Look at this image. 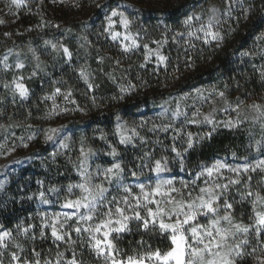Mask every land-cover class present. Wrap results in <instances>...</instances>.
<instances>
[{"label": "trees", "instance_id": "trees-1", "mask_svg": "<svg viewBox=\"0 0 264 264\" xmlns=\"http://www.w3.org/2000/svg\"><path fill=\"white\" fill-rule=\"evenodd\" d=\"M9 4L7 13L0 11V20H3L0 23V114L9 117L2 130L4 135L19 134L20 126L31 124L35 126L34 131L37 129V140L25 150L16 149L12 156L0 162V234L8 232L14 237L28 228L27 233L35 239L27 237L22 245L30 254L39 252L44 258L52 257L68 244L67 239L55 241L51 230L42 225L50 222L53 214L72 211L63 205L80 195L78 189L69 193L68 188L82 182L80 166L85 160L82 148L88 154L86 166L94 183L103 179L96 176L98 170L103 172L119 163L124 169L120 183L128 187L178 178L197 189L200 181L196 180L195 184L192 181L216 159L227 165H243L264 158L263 121L218 129L203 126L198 130L189 122L197 118L172 115L177 109L172 96L180 97L200 87L221 84L228 91L226 95L241 94L246 104L249 95L257 98L264 94V0H231L230 5L229 0H79L78 5L68 7L46 0H22L20 7L12 0ZM111 7L127 12L132 20L131 28L139 34L168 32L165 52L169 73L165 82L148 79L125 91L113 92L115 85L104 77L112 89L98 90L92 74L88 75L90 82L87 83L81 73L63 68L55 77L56 83H48L42 77V83H27V98H12L11 86L1 75L6 54L40 47L49 36H63L66 30L80 26H84L86 46L91 48L98 38L96 22L107 16ZM14 12L16 17L12 18ZM191 15H199L205 22L215 16L220 23L214 31H219L223 39L199 49L174 48L177 34H186L200 26L199 22H194L191 29L186 28L184 21ZM48 60L47 74H56V68L66 67L69 62L64 56L60 61H51L50 56ZM57 88L70 91L75 101L85 96L83 102H79L83 104L84 116L80 114L81 118L76 119V113L60 120L57 127H44L38 116H42L49 94ZM145 116L151 117V121L143 124L141 118ZM128 123L136 125L135 132L126 135L131 137L130 142L121 143L122 128ZM149 126L154 133L149 139L143 138ZM166 126L169 127L164 130ZM51 129L58 131L52 134ZM188 133L192 134V147H188ZM3 134H0V146L4 143ZM50 134L53 139H46ZM156 161L166 163V170L152 171ZM104 183L109 194L122 190L115 180L111 184ZM41 192L45 194L43 198L39 195ZM231 202L232 214L236 215L240 205L237 200ZM129 229L114 240L122 256L165 251L171 246L169 237L158 230L146 231L140 225ZM1 250L9 255V248L6 251L0 247V254ZM88 250L85 248L82 254L90 260L89 264L99 262ZM237 264L258 262L247 260Z\"/></svg>", "mask_w": 264, "mask_h": 264}, {"label": "rangeland", "instance_id": "rangeland-1", "mask_svg": "<svg viewBox=\"0 0 264 264\" xmlns=\"http://www.w3.org/2000/svg\"><path fill=\"white\" fill-rule=\"evenodd\" d=\"M45 1V0H44ZM48 3L61 5L63 7L75 6L78 5L79 0H64L63 3L60 0H46ZM151 1V0H144ZM165 1V0H163ZM8 7H11L9 0H0V11L7 13ZM20 7V6H19ZM113 11L122 13L128 21H130L127 28L123 27L120 24V17H113L115 24L111 30L108 28L107 17L111 15ZM12 18L16 17L15 12L11 14ZM10 17V18H11ZM100 21V22H99ZM96 22V27L98 28V38L90 45L91 48L86 46L88 43L86 32L84 31V26H80L79 29H68L62 34L63 36H49L46 38L42 46L30 47L28 49L23 48L12 53H8L3 57L1 75L4 82L11 86L12 89V98H18L22 100L18 94L15 83H22L24 87L27 88V83H37L41 82L42 77H44L48 83H56V75L62 71L63 68H68L67 71H77L79 74L83 71L87 77V83L90 82L89 76L92 74V80L94 83L95 89L111 90L109 84L105 82L104 77L110 78L115 85V91H125L127 87L134 86V84L142 83L148 79H157L161 82H165L166 75L169 73L168 60L166 66L160 64L156 58L157 50L161 55L167 57L165 52V44L163 41L166 39L168 32H163L162 34L151 33V34H139L137 31L131 28L132 20L127 12H124L119 9H113L111 7L109 14L107 16H102V18ZM198 28V27H196ZM196 28L192 29L195 31ZM167 31V30H166ZM112 32H118L119 36L113 40L111 37ZM128 36L130 39L125 40L124 37ZM177 40H174L176 47L174 48H186L187 46L192 47L193 49H199L202 46H207L208 44L203 43L202 40L192 39L189 42L188 38L185 36H176ZM135 41L139 47L133 48L129 51L124 50L125 45H131L132 41ZM156 42H161L159 45ZM55 45V47H53ZM145 45L148 46V49H145ZM194 45V47L192 46ZM64 48H67L70 53V57L66 55L63 51ZM50 60L54 61L59 60L64 56L68 63L66 67L59 66L54 71L56 74H47L45 73L46 65L48 63V56ZM146 55H150V59L146 61ZM61 56V58H60ZM20 63L23 64L22 68H17L16 65ZM141 65H144L141 67ZM42 75V76H41ZM86 82V80L84 79ZM223 92L224 96L220 97L219 93ZM228 92L221 84H217L211 87H200L198 90L193 91L189 94L183 96H172L173 102L176 104V107L179 105V108L182 112L187 115L184 117H195L196 123L194 127L200 129L201 127L206 128H229L235 127L240 123H261L264 122V115H261L264 112V94L258 96L257 98H252L250 95L247 97V104L244 101V98L241 94L230 96L225 93ZM200 93L204 97H211L209 99H201ZM27 94V97H28ZM68 94V91L60 89V93H56V89L49 94L45 109L42 110V116H38L40 120L43 121L42 125L44 127H57L59 121L63 120L66 117L75 116L77 113V118H81L80 114L84 116V108L81 106L83 104V95L79 96L75 101V98L71 94L68 99H65V96ZM26 97V98H27ZM77 103H74V102ZM239 104V108L236 106ZM75 105V106H74ZM253 105H259L260 109L257 110L253 108ZM75 107V108H74ZM74 108V109H73ZM227 109V111L225 110ZM236 109V110H234ZM205 116H211L213 123H206L204 121ZM6 114H0V134H3V128L6 120H8ZM143 124L151 121V117L145 116L141 118ZM231 122V123H229ZM49 125V126H48ZM35 126L31 124H26L20 126V133L12 132L3 136V144L0 146V162L3 159H6L9 156L13 155V152L16 149H27L30 144L35 142L37 139L34 131ZM136 125L133 123H128L122 128L124 135L131 136L134 134ZM143 133V138H150L153 135V130L150 126ZM139 130V129H138ZM141 131V130H139ZM140 133V132H139ZM16 134L17 136H15ZM135 134L138 135V132ZM29 136H32V139H28ZM141 137V136H140ZM138 136V138H140ZM27 145V146H24ZM261 160H264L261 159ZM259 160V161H261ZM222 162L220 159H216L208 167H212L217 162ZM256 162H251L249 164L255 166ZM241 164L230 165L231 167H237ZM202 170L199 172L201 173ZM223 179H220V183H227L228 179L235 178L236 174L229 172L227 169L221 170L220 174ZM250 178V179H249ZM206 177L201 176L198 182L200 181V186L196 189L194 186H190L187 182L182 179L174 178L173 180L176 188H181V182H185L189 185L187 189L183 191H191L193 195H196L199 188L204 186V181ZM215 179V177H214ZM240 183L231 185L223 196L221 197L219 215L223 216L225 214H231L234 223H242L244 225H249L253 222V205L252 200L255 199V194L259 193L261 197H264V171L257 169L256 171H249L247 173L240 174ZM155 184V183H154ZM153 184V185H154ZM134 194L139 193L137 187H131ZM248 191H251L254 195L252 197H247L246 194ZM125 195L122 190L120 192L110 193L109 199L112 196H123ZM231 200H237L240 205L239 212L236 215L232 214L233 204ZM230 203L232 207L230 209L224 208V202ZM257 211L264 210V205L257 204ZM102 211V210H101ZM54 216V214L52 215ZM200 223H207V218H201ZM132 225H140L139 222L133 220L129 224V228ZM142 226V225H140ZM228 227V225H224ZM143 227V226H142ZM151 228V227H150ZM32 234V233H31ZM20 235V236H18ZM17 236L9 237L5 241L7 248L10 249L9 255H4V252L0 254V264H35L38 260L40 264H44L45 261L51 262V264H56L57 254L62 253V259L66 262L71 260L73 256L77 260L78 264H89V259L85 257L82 253L84 249H89L90 255L99 262L94 264H105V261L102 257H98L88 246H87V237H77L76 234L71 235V240L68 241L66 248L54 254L52 257L44 258L43 256L36 255L37 253L33 252L30 254L26 249L25 245L27 239H35L32 235L26 233H19ZM30 235V236H28ZM28 237V238H27ZM249 244L246 246V251L251 253L253 248H256L257 251L252 255H245L242 258L237 260V263L240 261L252 260L253 262H258L257 257H264V250H262V245H264V238L260 240L257 239L255 233H251L248 237ZM171 241V240H170ZM19 245V247H17ZM22 249V250H21ZM169 250V249H168ZM165 250V251H168ZM12 253H16L20 257L19 261L12 260ZM39 253V252H38ZM143 255V254H142ZM137 256V255H131ZM43 258V259H41ZM31 259V260H30ZM41 259V260H40Z\"/></svg>", "mask_w": 264, "mask_h": 264}, {"label": "snow or ice", "instance_id": "snow-or-ice-1", "mask_svg": "<svg viewBox=\"0 0 264 264\" xmlns=\"http://www.w3.org/2000/svg\"><path fill=\"white\" fill-rule=\"evenodd\" d=\"M21 2L22 0H12V3L17 7L20 6ZM60 2L63 3L64 0H60ZM230 4L231 0H229ZM117 16L120 17V24L125 28L128 27L130 21L122 13L113 11L107 17L109 30L115 24L113 17ZM194 22L200 24L195 31L188 30L186 34L179 33L178 35L182 37L186 35L189 42L196 39L202 40L205 44L213 41L219 42L223 39L219 31H214V27L220 23L215 16L209 17L205 22L201 16L191 15L185 19L184 24L187 29H191ZM0 23H3V20H0ZM118 36V32L111 33L113 40ZM124 39L128 40L130 38L125 36ZM166 42L165 39L163 43ZM156 43L159 45L161 42ZM192 46L194 47V45ZM136 47H139V45L133 40L131 45L124 46V50L129 51ZM144 47L146 50L148 49L147 45ZM63 51L70 57L67 48H64ZM242 55H247V53H242ZM156 58L160 64L166 66L168 58L161 55L158 50ZM145 59L146 61L150 59V55H146ZM143 66L141 65V67ZM16 67L22 68L23 64L18 63ZM81 76L87 82V77L83 71ZM89 87H92V85L89 84ZM15 88L21 98L27 97L28 90L22 83L16 82ZM56 93H60L59 88L56 89ZM199 95L201 99L211 97V93L209 97H204L202 93ZM70 96L71 92L69 91L65 99ZM219 96L223 97L224 93L220 92ZM236 108H239V104ZM253 108L259 110L260 106L253 105ZM225 110L227 111V109ZM172 115L178 117L187 114L182 112L178 105ZM261 115H264V112ZM189 122L196 123V120L193 119ZM203 122L213 123V120L211 116H205ZM167 127L169 126H166L164 130H167ZM57 131L58 129L50 130L52 134ZM52 134L48 135L46 139L52 140ZM187 135L189 137L188 147H192V134L188 133ZM32 138V136L28 137V139ZM130 140L131 137L121 135V143L130 142ZM62 146L66 147V145ZM173 151H176L175 147ZM112 154L115 155V151ZM81 155L85 157L80 166L82 182L70 185L68 188L69 193L74 188L78 189L80 195L74 200H67L63 205V207L72 209V211L54 214L50 222H46L42 227L51 230V236L55 241L71 240L72 233H75L77 237L86 236L87 246L98 257H102L105 264H237L239 258L252 255L257 251L256 248H253L251 253L246 251V246L249 244L247 237L251 233H255L258 240L264 238V210H256L257 204L264 205V197H261L259 193H256L255 199L252 200L254 215L251 224L234 223L231 214L219 215L220 201L223 194L228 191L231 185L241 182L240 174L242 172L247 173L257 169L264 171V160L258 161L255 166L246 163L237 167H231L218 161L212 167L204 168L192 181L195 184L201 176L206 177L204 186L199 188L196 195H193L191 191H183V189L189 187L187 183L181 182L182 187L178 189L171 179H157L154 185L140 183L136 186L139 193L134 194L131 187L120 183V177L124 169L119 163L111 168L104 169L103 172L98 170L96 176L103 179L94 183L93 176L86 166L88 154L84 152L83 148L81 149ZM179 155L180 153L177 152V156ZM223 169L235 173V178L228 179L227 183H220L219 180L223 179L220 175ZM165 170L166 163L161 161H156L155 167L152 169L157 173ZM114 180L125 195L112 196L109 199V189L105 187L104 182L111 184ZM39 195L43 198L45 194L41 192ZM244 195L252 197L254 194L248 191ZM43 202L48 203L47 200ZM231 207L230 203L224 202L225 209ZM202 217L207 218V223H200ZM133 220L139 222L146 231L151 227L153 230L166 234L171 240L169 250L147 251L143 255L137 256L120 255L114 240L120 234L130 230L129 224ZM69 221L73 223L69 224ZM225 224L228 227H225ZM28 230V228L23 229L25 234ZM43 235L42 231L41 236ZM10 236L11 234L8 232L0 234V247H7L5 241ZM262 250H264V245H262ZM36 255H39V253ZM62 256V253L57 254L56 264H65ZM256 259L258 264H264V257H257ZM12 260L19 261L20 257L16 253H12ZM35 264H40V262L37 260ZM44 264H51V262L45 261ZM66 264H78V262L73 256Z\"/></svg>", "mask_w": 264, "mask_h": 264}]
</instances>
